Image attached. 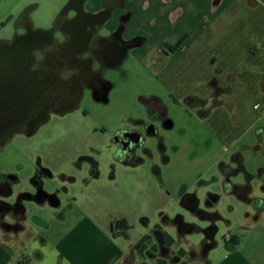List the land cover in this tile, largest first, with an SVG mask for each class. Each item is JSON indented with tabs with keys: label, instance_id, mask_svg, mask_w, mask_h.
<instances>
[{
	"label": "rangeland",
	"instance_id": "374dc122",
	"mask_svg": "<svg viewBox=\"0 0 264 264\" xmlns=\"http://www.w3.org/2000/svg\"><path fill=\"white\" fill-rule=\"evenodd\" d=\"M24 1L1 2L0 21L15 7L31 3ZM32 1L39 6L36 20L41 25L47 24L63 3L58 2L60 0ZM143 17L141 11L136 20H143ZM148 55L149 48L136 49L120 72L109 74L113 87L108 94V104L95 102L86 91L76 112L52 119L31 137L14 136L0 151V175L14 174L18 178L19 183L13 186L14 195L32 191L30 180L37 164L54 176L43 179L42 187L45 192L57 195L60 208L41 209L34 202H28L30 200L24 203L28 223L53 241L59 237L62 228L56 218L59 210L65 214L73 203L77 208L92 206L95 202L94 199L89 201L92 196H100V206L105 207L113 219H126L133 239L140 241L144 231L139 217H146L150 226L160 225L161 213L170 219L180 215L184 223L192 224L188 213L180 208V195L185 191L194 194L201 207L206 194L217 195L216 210L222 220L215 223L217 246L211 250L209 258L217 264L229 258L228 264H264V211L257 218L253 213L264 202L261 189L264 177L256 175L258 168L264 169V116L257 128L259 137L256 128L241 130L235 145L225 144L207 123V118H199L196 110L169 94L162 85L160 70L147 64ZM149 95L161 97L173 127L168 130L160 127L156 136L147 139L150 156L143 158V163L136 169L121 165L113 167L112 150L107 148L110 135L117 127H126L130 119H145L146 109L141 98ZM205 100L209 101L208 98ZM161 143L164 149L160 148ZM255 144L259 145L257 150L253 148ZM236 155H240L245 170L254 175L250 181L254 198L251 204L224 190V173L233 185L245 182L244 174L237 171ZM165 158L168 159L166 163ZM90 159L98 163L100 176L97 179H88L85 169H90ZM154 168L158 169V175ZM60 175L67 180H61ZM69 177L74 181L70 183ZM39 215L48 225L47 230L30 221ZM209 224L200 222L199 227L205 229ZM98 229L103 231L102 226ZM229 232L236 234L232 239L236 243L232 251L225 248L231 241L223 240ZM187 233V239L196 244L203 237L192 230ZM168 237L177 241L175 228ZM140 243L149 247L146 239ZM176 246L171 244V248Z\"/></svg>",
	"mask_w": 264,
	"mask_h": 264
},
{
	"label": "crops",
	"instance_id": "0c3cea01",
	"mask_svg": "<svg viewBox=\"0 0 264 264\" xmlns=\"http://www.w3.org/2000/svg\"><path fill=\"white\" fill-rule=\"evenodd\" d=\"M130 9L133 19L128 33L149 34L141 45L149 48L146 62L150 68L160 70L162 85L171 96L192 95L204 99L209 95L207 83L211 79L217 77L221 86H227L230 81L231 93L219 100L232 106L234 122L221 106L211 111L207 123L228 145L238 142L239 131L260 127L264 116V0H135ZM141 11L144 17L138 19L141 20L138 23L136 19ZM216 69L220 70L218 75ZM255 146L259 147L255 144L253 148ZM85 170L88 172V168ZM182 196L196 197L186 191L180 199ZM92 199L95 201L92 206L77 208L73 203L65 214L59 210L56 218L62 228L54 241L32 227L28 219L27 233L0 228V264H217L209 258L217 243L214 241L215 246L209 249L203 246L206 235L203 231L209 229L210 224L201 229L200 222L207 221L196 214L188 212L193 221L191 225L198 229L195 232L203 234L198 244L187 239L188 233H179L176 224H164L162 217L174 218L163 213L159 215L160 225L150 226L146 217H139L144 232L140 241H136L126 219L109 216L108 210L100 206L99 195L89 201ZM12 200L13 196L4 202ZM45 200L35 202L46 203ZM180 208L186 211L181 205ZM206 210L218 213L216 206ZM253 213L255 215L256 211ZM118 220L125 223L120 228L113 227L112 223ZM11 221L13 218L7 216L4 222L10 224ZM30 221L36 227L48 229L40 215ZM99 226L103 227L102 232ZM173 228L177 231V241L168 237ZM153 231L163 233L165 247L169 250L166 255L160 253ZM209 232L212 234V230ZM143 239L149 242V247L141 245ZM171 244L177 246L171 248ZM230 260L219 264H228Z\"/></svg>",
	"mask_w": 264,
	"mask_h": 264
},
{
	"label": "flooded vegetation",
	"instance_id": "af4514ba",
	"mask_svg": "<svg viewBox=\"0 0 264 264\" xmlns=\"http://www.w3.org/2000/svg\"><path fill=\"white\" fill-rule=\"evenodd\" d=\"M24 2L31 3L15 7L0 21V151L14 136L31 137L52 119L79 110L86 91L95 102L108 104L113 87L109 74L120 72L149 36L143 31L128 33L133 19L130 5L135 0H60L63 3L55 15L43 25L36 20V1ZM145 109L144 120L130 119L126 127H117L111 133L107 148L112 150L113 167L128 168L126 164L143 162L150 156L147 139L157 135L167 114L155 102H146ZM35 168L28 194L35 195L36 200H54L42 189L47 169ZM87 173L89 178V169ZM18 183L9 174L0 175V228L24 233L23 208L1 210ZM261 189L264 191V186ZM203 203L201 207L194 196L180 199V205L192 214L208 209L206 197ZM3 214L14 220L5 223ZM210 236V232L204 236L203 246L213 242Z\"/></svg>",
	"mask_w": 264,
	"mask_h": 264
},
{
	"label": "trees",
	"instance_id": "16d2710c",
	"mask_svg": "<svg viewBox=\"0 0 264 264\" xmlns=\"http://www.w3.org/2000/svg\"><path fill=\"white\" fill-rule=\"evenodd\" d=\"M220 73L219 69H216L215 74L218 75ZM207 86L209 87V95L206 97L209 99V101L204 99H200L197 98L195 96H187L185 98H183L182 100L184 101V103L190 107L193 108L194 110L197 111L198 117L201 119H206L207 117H209L211 111L216 108V107H225V109L230 113L231 115V119L234 122V113H233V108L231 105L226 104L225 102L220 101V97L223 95H228L231 93V82L228 81L227 82V86H221L220 82L218 81L217 77H214L213 79H211L208 83ZM143 103L146 105V102H155V103H159L162 108L164 109V114L166 113V109L165 106L163 105V101L160 97L155 96V95H149L147 98H141ZM166 122L164 124V126H162L163 129L168 130L169 128L173 127V123L169 120V118L166 115ZM140 122V121H138ZM257 133H259V130H256ZM156 136V135H151V137ZM160 148L164 149L162 143L160 144ZM254 149H258V146H255ZM168 161L167 158L164 159V163H166ZM236 161H237V171L238 172H242L244 174L245 177V182L242 185H233L229 182L227 175L224 173V179L222 181L223 186H224V190L227 191L228 193L234 194L239 200H241L244 203H253L254 202V198L251 196L252 193V188L250 185V181L254 178V175L248 173L245 168L243 167L240 155H236ZM141 163V161H133L129 164H126L125 166L130 168V167H136L139 166ZM90 169H89V178L88 179H96L99 176V169H98V163L97 162H91L90 163ZM36 167H39V164L36 165ZM46 172V176L48 178H53L54 176L51 175L47 170ZM154 172L155 174L158 175V169L154 168ZM257 177H261L264 175V171L262 168H259L256 172ZM9 176L14 177L15 179H17V177L14 174H9ZM61 180H67L65 178V176L60 175L59 176ZM70 183L74 181V179L72 177H69ZM22 197L26 200H30V201H36V196L32 195V194H23ZM219 200V196L214 195V194H210L208 193L206 195V203H207V207L208 209H214L217 202ZM264 210V202L262 205L258 206L255 211L256 213L261 212ZM196 216L204 221H207L210 223L209 229L204 230L203 232L205 234L209 233V230H212V234H211V238L213 240V235L217 232V228L215 227V223L217 221H221L222 218L221 216L216 212H209L208 210L205 211H199ZM162 222L164 224H176L179 228V233H184V232H191L192 231H198V229L196 227H194L191 224H186L183 222V219L181 216H176L173 220H168L167 218L162 217ZM125 223V220H118L112 223L113 227H121L122 224ZM125 226V225H124ZM152 234L155 236V239L157 241V244L159 246L160 249V253L162 255H166V253L169 251L166 247H165V240H164V236L163 233L161 231H153ZM113 235H115V232L113 231ZM121 235H125V233H121ZM234 237H232L230 240L231 241L229 244H227L225 246V248L228 251H232V249L234 248V246L236 245V243L233 242ZM225 242V241H224ZM215 246V242L213 240V242H211L210 244H206L204 246L205 249H209L211 247Z\"/></svg>",
	"mask_w": 264,
	"mask_h": 264
},
{
	"label": "water",
	"instance_id": "95a60500",
	"mask_svg": "<svg viewBox=\"0 0 264 264\" xmlns=\"http://www.w3.org/2000/svg\"><path fill=\"white\" fill-rule=\"evenodd\" d=\"M141 46V45H140ZM169 129H171V128H169ZM43 189V188H42ZM43 192L46 194V196H48L49 198H51V197H53L54 198V200H51V199H48V198H46V203H44V202H42L41 204H37L35 201H28V202H34V204L35 205H37V206H45V205H47V206H49L50 208H53V209H58L59 208V206L61 205V203H60V201H59V199H58V197H57V195L55 194V193H52V194H49V193H47V192H45L44 190H43ZM24 193H22V192H19V193H17V194H15L14 195V192L13 191H10L9 192V194L6 196V198H10V197H12L13 196V198H14V200H13V202H4V206H3V208L1 209V210H6V211H8V212H11L12 210H15V211H17L18 209H19V207L21 206L22 208H23V214H24V221H27V216H26V211H25V206H24V203L27 201L26 199H24L23 197H22V195H23ZM7 216L8 215H5V214H3V215H1V220L2 221H5V219L7 218ZM14 220V219H13Z\"/></svg>",
	"mask_w": 264,
	"mask_h": 264
},
{
	"label": "built area",
	"instance_id": "2783aa9c",
	"mask_svg": "<svg viewBox=\"0 0 264 264\" xmlns=\"http://www.w3.org/2000/svg\"><path fill=\"white\" fill-rule=\"evenodd\" d=\"M257 107V106H256ZM233 235H234V233H227L225 236H224V238H223V240L224 241H228V240H230L232 237H233Z\"/></svg>",
	"mask_w": 264,
	"mask_h": 264
}]
</instances>
